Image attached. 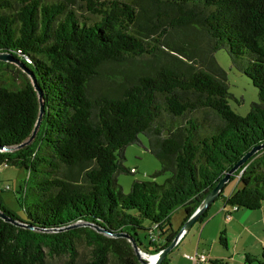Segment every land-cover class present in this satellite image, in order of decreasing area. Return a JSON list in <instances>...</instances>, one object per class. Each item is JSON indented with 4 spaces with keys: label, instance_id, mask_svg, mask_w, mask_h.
I'll return each mask as SVG.
<instances>
[{
    "label": "trees",
    "instance_id": "1",
    "mask_svg": "<svg viewBox=\"0 0 264 264\" xmlns=\"http://www.w3.org/2000/svg\"><path fill=\"white\" fill-rule=\"evenodd\" d=\"M220 50L258 90L246 116L230 106ZM0 52L35 74L45 106L35 138L0 152V167L27 173L16 190L25 218L1 195L0 211L33 227L0 218V264H142L125 238L66 227L84 222L127 233L142 251L158 253L181 229H173L174 211L184 210L185 223L239 160L264 143V0H0ZM134 61H147L149 69L118 94L92 90L107 66ZM39 106L28 75L0 61V147L28 141ZM141 135L161 163L158 174L171 176L162 184L135 180L125 193L118 178L134 174L125 153L143 146ZM235 180L237 188L224 195ZM226 187L216 201L234 212L260 210L264 149ZM224 236L219 242L226 246ZM244 261L264 264V247Z\"/></svg>",
    "mask_w": 264,
    "mask_h": 264
},
{
    "label": "rangeland",
    "instance_id": "2",
    "mask_svg": "<svg viewBox=\"0 0 264 264\" xmlns=\"http://www.w3.org/2000/svg\"><path fill=\"white\" fill-rule=\"evenodd\" d=\"M216 59L219 65L227 73V83L229 85V91L233 95V98H231L229 101L231 108L239 115L246 116L251 109V105L254 102L259 101L257 88H255L252 81L248 78L247 75L239 72L235 68H232L230 57L225 50L218 51L216 53ZM148 69H149V64L147 63V61H143V62L134 61L121 65L107 66L103 71L102 78L93 85L92 90H94L95 92H106L112 95L118 94L121 90L120 88L123 85H125L127 82H129L130 79H133L132 76H134L137 73L146 72ZM141 140L143 142V146L130 145L126 149L125 166L129 170L134 169L135 172L134 174H122L118 178L119 184L122 186L125 193H129L131 189V185L135 180L155 181L158 184H162L166 181L167 178L171 176L170 172L158 174L159 171H161V163L147 149L148 147L147 137L141 135ZM26 178H27V173L23 169L17 167H11V166L0 167V195L4 200L6 206L21 218H25V215L19 209L18 204L16 202V196H17L16 190L18 189L20 183L26 180ZM7 186H9L11 190H7L6 189ZM240 186L241 185H239V187ZM235 188H237L236 180L231 182L226 187L224 195H229ZM215 203L216 205L223 204L222 200H218ZM176 211H174L172 217H173V221L175 222L176 228H179L180 223L178 222L179 220L184 219L183 218L184 216L182 211L179 212L178 214H176ZM243 211H247V210H243ZM255 233L260 235V237L262 235V238L264 240V224L257 227V232ZM145 234L146 232H141V237L144 240V242H146V240L144 239ZM229 235L230 234H228V238ZM224 237L227 238L226 233ZM251 243L254 242L251 240ZM251 243H249L248 241V246L246 245V248L247 247L251 248L252 252H254V254H257L258 244L256 245ZM240 246H243V244L239 245V247ZM203 248L205 249V252L210 255V258L211 257L213 259L215 258L213 257L214 255L210 254V248H211L210 244L208 245V247L206 245ZM216 249H223V248L218 243L216 245ZM216 249L214 253H216ZM177 254L178 257L177 259L175 258L176 264H186L184 262L185 260L182 258V256H180L178 250H177ZM190 261L192 262V260ZM208 261L207 264H211Z\"/></svg>",
    "mask_w": 264,
    "mask_h": 264
},
{
    "label": "crops",
    "instance_id": "3",
    "mask_svg": "<svg viewBox=\"0 0 264 264\" xmlns=\"http://www.w3.org/2000/svg\"><path fill=\"white\" fill-rule=\"evenodd\" d=\"M181 211L184 216L183 218H185L183 209H178L176 214ZM228 212H232V215L230 214L227 216ZM171 223L173 229L178 230L183 226L184 219L179 220V228H176L173 217L171 218ZM196 224L168 254V262L166 264H176L175 258L177 259L178 257L177 250L186 264L194 263L184 255L204 254L212 260L213 258H210V255L207 254L203 248L206 245L208 247L209 244L211 245L210 254L214 255V259H222L228 262V264H245V254L258 256L264 247L262 235L260 237V235L255 233L257 232V227L264 224V204L262 208L257 211L238 210L234 212L232 208L225 207L224 203L222 205H216L215 203L210 210L209 218L203 224L199 222ZM221 232L226 233V246L221 245L219 242L218 237H220ZM228 234H230L229 238ZM251 240L254 243H251ZM248 241L251 244H258L257 254H254L251 248H246V245L248 246ZM218 243L223 249H216ZM241 244H243V246L239 247ZM215 249L216 253H214Z\"/></svg>",
    "mask_w": 264,
    "mask_h": 264
},
{
    "label": "water",
    "instance_id": "4",
    "mask_svg": "<svg viewBox=\"0 0 264 264\" xmlns=\"http://www.w3.org/2000/svg\"><path fill=\"white\" fill-rule=\"evenodd\" d=\"M0 61L2 62H8L16 65L19 67L23 72H25L28 77L30 78L39 98V116L37 119V122L34 126L33 133L31 137L26 141L25 143H22L21 145L13 148H8V147H0V152L2 151H13L20 149L24 147L25 145H28L36 136L38 129L41 125L43 115L45 113V106L43 102V95L40 87L37 84V79L35 77V74L27 68L24 63L19 60L18 58L14 57L12 53H6V52H0ZM264 149V143L257 145L253 147L249 152H247L240 160L239 162L217 183V185L210 191V193L205 197V199L202 201V203L199 205V207L196 209V211L191 215V217L184 223V225L181 227L177 235L174 237L170 245L159 251L158 253L155 254H149L140 249L138 244L135 242L133 236L127 234V233H112L109 231H106L98 226H94L89 223H84V222H78L73 225L67 226L66 229L69 228H74L78 226H90L93 227L97 232H101L106 234L107 236H110L112 238H125L129 242L132 243L133 249L139 259V261L142 264H162L163 260L167 257V255L176 247V245L189 233V231L194 227L196 223H198V220L200 217L209 209V207L215 203L216 199L220 196V194L223 192L224 188L226 187L227 183L230 181V178L232 174L237 171L241 166H243L251 157H253L257 152L261 151ZM0 218L6 222H10L18 227H23V228H30L33 229V227H30L26 224L20 223L18 221H15L11 217L7 216L5 213L0 211ZM148 256L151 258H154L153 261L150 259L144 257Z\"/></svg>",
    "mask_w": 264,
    "mask_h": 264
},
{
    "label": "built area",
    "instance_id": "5",
    "mask_svg": "<svg viewBox=\"0 0 264 264\" xmlns=\"http://www.w3.org/2000/svg\"><path fill=\"white\" fill-rule=\"evenodd\" d=\"M10 187H7V189H9ZM237 208L234 207V210H236ZM199 255H186V257L190 260H192L194 262V264H197V263H203L207 260V257L206 255H200V257H198Z\"/></svg>",
    "mask_w": 264,
    "mask_h": 264
},
{
    "label": "bare ground",
    "instance_id": "6",
    "mask_svg": "<svg viewBox=\"0 0 264 264\" xmlns=\"http://www.w3.org/2000/svg\"><path fill=\"white\" fill-rule=\"evenodd\" d=\"M144 257H146V258L150 259L151 261H153V260H154V258H151V257H148V256H144Z\"/></svg>",
    "mask_w": 264,
    "mask_h": 264
}]
</instances>
